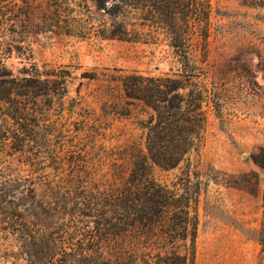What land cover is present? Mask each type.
<instances>
[{"label": "rangeland", "instance_id": "obj_1", "mask_svg": "<svg viewBox=\"0 0 264 264\" xmlns=\"http://www.w3.org/2000/svg\"><path fill=\"white\" fill-rule=\"evenodd\" d=\"M66 1L60 17L45 0L5 6L0 74L23 76L32 62L40 78L64 75L66 92L42 99L47 141L40 147L16 148L0 133V168L34 179L43 171L56 182L58 166L67 171L80 153L87 158L86 184H104L128 172L135 147L145 151L142 122L152 112L125 97L121 76L171 75L180 64L165 28L146 18L145 6H126L112 18L91 0ZM201 4L202 17L186 27L192 86L203 95L202 140L176 166L153 164L150 173L174 190L187 177L199 185L194 264H264V0ZM119 21L133 29L132 39L101 35ZM12 44L21 53L8 52ZM44 190L39 183L37 191ZM8 239L0 230V250Z\"/></svg>", "mask_w": 264, "mask_h": 264}, {"label": "trees", "instance_id": "obj_2", "mask_svg": "<svg viewBox=\"0 0 264 264\" xmlns=\"http://www.w3.org/2000/svg\"><path fill=\"white\" fill-rule=\"evenodd\" d=\"M19 1L31 6L35 0ZM91 2L112 18L126 6H145L146 18L155 17L165 28L179 72L121 76L125 97L142 101L152 111L142 122L145 151L136 147L131 151L126 174L117 172L104 184H86L87 158L80 153L68 161L67 171L58 166L56 182L43 171L34 179L0 168V230L9 234L0 250V264H194L199 185L187 177L180 190H174L157 182L150 168L176 166L201 143L203 95L192 86L195 74L186 24L199 21L204 6L198 0ZM66 3L45 0L47 6H55L57 17ZM5 6H18V0H0V22L6 19ZM115 26L101 35L132 39L133 29L126 22ZM12 48L21 53L19 44L6 50ZM23 72V76L10 71L0 74V133L12 137L16 148H38L47 141L40 123L42 99L62 96L65 76L55 71L40 78L42 73L32 62ZM39 183L46 187L43 193L37 191Z\"/></svg>", "mask_w": 264, "mask_h": 264}]
</instances>
